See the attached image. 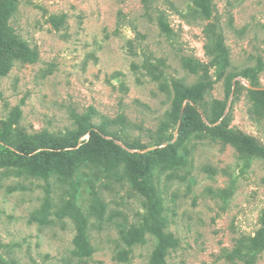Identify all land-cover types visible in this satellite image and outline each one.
I'll list each match as a JSON object with an SVG mask.
<instances>
[{"label":"rangeland","instance_id":"1","mask_svg":"<svg viewBox=\"0 0 264 264\" xmlns=\"http://www.w3.org/2000/svg\"><path fill=\"white\" fill-rule=\"evenodd\" d=\"M96 127L159 162L164 257L122 240L145 198L78 149ZM44 136L73 164L16 149ZM0 143V264H264V0H4Z\"/></svg>","mask_w":264,"mask_h":264},{"label":"trees","instance_id":"2","mask_svg":"<svg viewBox=\"0 0 264 264\" xmlns=\"http://www.w3.org/2000/svg\"><path fill=\"white\" fill-rule=\"evenodd\" d=\"M4 0H0V10L3 8ZM162 27L165 29L166 26L162 24ZM189 92V96H197L194 93H201L202 89H196L194 91L191 88L186 89ZM184 98L181 99L183 103ZM191 103L188 101L185 105L183 117H176V122L180 120V128L183 130L185 125L192 123L194 113L191 111L192 109ZM180 115V112H179ZM96 129H98L96 127ZM100 132L104 133L100 129ZM112 131V132H111ZM109 132H105L104 134H110V136H102L98 133L95 134V131H92L91 138L88 141L81 142V145L78 149L87 148V147H95L98 153L103 157H111L115 164L119 165L118 170L112 173V176L116 179H125L127 175L132 176L133 181V189L141 196L145 198L143 204L146 208L145 212L142 214L141 218L137 222L131 223L128 227L125 226L126 231L121 232L122 240L129 246H132L135 243L145 242L149 235L153 236L156 243V249L154 251V258H162L165 253H167V248L170 245L178 244V237L174 233H170L165 229L167 218L165 214H163L165 203L157 189L156 181L152 182V180L148 176V172L150 171V167L159 163L157 160L144 159L142 165H134L131 161V156L126 155L129 148V143H125L119 135V129L114 127V130ZM106 134V135H107ZM79 137H67L62 140L53 139L49 136H44L40 140L36 141L33 145H17L16 149L23 154L30 155L32 154L33 158H46L50 156L62 155L64 159L70 164H73V161L70 159L67 148H76L78 146ZM118 141H122L120 144ZM170 141V140H167ZM163 142L155 144V149H148V146L137 142L133 146L136 149L145 150L143 153L134 154L137 158L145 156L146 153H157L160 151V145ZM0 147H4L0 143ZM168 149H173L171 144L167 145ZM124 155V156H123ZM151 162V163H150ZM153 167V168H154ZM152 168V170H153ZM158 177V175H157ZM118 179V180H120ZM127 180V179H126ZM127 182V181H126ZM84 237V234L77 233L75 240L76 242L81 241V238Z\"/></svg>","mask_w":264,"mask_h":264}]
</instances>
